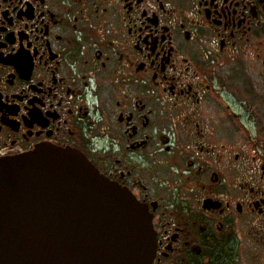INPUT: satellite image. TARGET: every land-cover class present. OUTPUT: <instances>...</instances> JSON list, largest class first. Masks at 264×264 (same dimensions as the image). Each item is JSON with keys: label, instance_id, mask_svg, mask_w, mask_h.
Listing matches in <instances>:
<instances>
[{"label": "flooded vegetation", "instance_id": "flooded-vegetation-1", "mask_svg": "<svg viewBox=\"0 0 264 264\" xmlns=\"http://www.w3.org/2000/svg\"><path fill=\"white\" fill-rule=\"evenodd\" d=\"M260 103L264 0H0V160L85 155L152 217V264H264Z\"/></svg>", "mask_w": 264, "mask_h": 264}, {"label": "water", "instance_id": "water-1", "mask_svg": "<svg viewBox=\"0 0 264 264\" xmlns=\"http://www.w3.org/2000/svg\"><path fill=\"white\" fill-rule=\"evenodd\" d=\"M146 208L74 149L0 160V264H152Z\"/></svg>", "mask_w": 264, "mask_h": 264}, {"label": "rangeland", "instance_id": "rangeland-1", "mask_svg": "<svg viewBox=\"0 0 264 264\" xmlns=\"http://www.w3.org/2000/svg\"><path fill=\"white\" fill-rule=\"evenodd\" d=\"M228 101H229V105H231L235 112L242 116L244 119L247 118V116H245L248 111H249V105L248 104H245L243 101H239V100H236V97L234 96V94L232 93H228ZM261 104V103H260ZM264 109V103L260 105V111H263ZM248 128L250 130H253L254 127L253 126H250V124L248 125Z\"/></svg>", "mask_w": 264, "mask_h": 264}]
</instances>
